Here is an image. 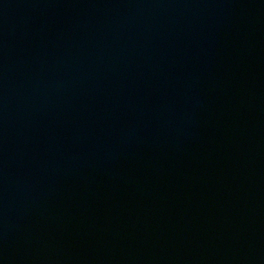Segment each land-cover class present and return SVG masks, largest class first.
Returning a JSON list of instances; mask_svg holds the SVG:
<instances>
[{
  "label": "water",
  "instance_id": "95a60500",
  "mask_svg": "<svg viewBox=\"0 0 264 264\" xmlns=\"http://www.w3.org/2000/svg\"><path fill=\"white\" fill-rule=\"evenodd\" d=\"M0 264H264V0H0Z\"/></svg>",
  "mask_w": 264,
  "mask_h": 264
}]
</instances>
